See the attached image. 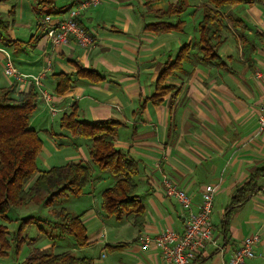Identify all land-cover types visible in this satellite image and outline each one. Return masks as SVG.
Returning a JSON list of instances; mask_svg holds the SVG:
<instances>
[{"label": "crops", "instance_id": "1", "mask_svg": "<svg viewBox=\"0 0 264 264\" xmlns=\"http://www.w3.org/2000/svg\"><path fill=\"white\" fill-rule=\"evenodd\" d=\"M79 1L70 0V5L64 6L62 0H54L53 5L58 8L45 14L42 10L46 5L38 6L37 0H10L1 4L0 13L8 22L5 34L8 42L0 40V50L11 57L23 74L39 75L47 71L43 87L53 96L57 112L50 111L41 95L38 105L42 102L44 111L48 110L54 119L60 117L58 123L47 122L48 125H61L63 115L75 106L79 119L88 123L106 120L122 123L116 148L139 161V175L134 182L146 213L140 231L133 225L132 216L117 220L106 217L101 205L99 209L90 208L80 214L84 215L88 245L78 248L72 243L71 249L64 252L90 259L92 264H170L159 249L143 251L140 242L146 235L156 237L165 231L182 233L185 229L186 211L175 199L167 197L162 186L163 176L168 175L192 196L194 213L200 210L205 187L217 188L212 223L220 248L211 246L198 256L196 264L227 263L243 240L255 234H259L260 242L255 258L246 264H264L263 179L259 181L262 188L236 210L228 230L223 225L236 191L258 169H264V132H259V114L264 108V0L228 9L227 13H234L245 27L237 31L232 28V34L225 36L220 50L224 66H204L192 57L167 82L179 87L178 93L165 96L160 106L148 102L142 113L139 109L143 100L154 94L166 64L173 62L185 45L198 40L196 31L204 3L198 7L200 18L194 24L183 20L184 17L178 18L187 25L179 32L182 37L174 41L176 31L157 34L146 30V25L157 19L148 13L145 0H97L98 6L80 18L94 45L84 50L72 41L67 46L54 47L46 35L44 17L56 15ZM150 15L156 20H150ZM5 62V54L0 52V94L13 87L11 96L16 98L28 85L7 77ZM78 64L96 72L98 80L80 76ZM61 73L71 75L73 81L64 95L56 91L55 76ZM41 114L35 116L36 120ZM57 130L44 132L50 140L58 138L53 146L58 150L73 146V154L61 159L62 166L82 162L91 168L94 181L84 195L93 199L95 206L96 194L104 184H109L110 174L96 171L90 160L88 140L76 144L68 131L59 127ZM64 138L67 140L63 141ZM44 149L45 143L40 154L45 170L39 168L40 159L37 162L41 171L56 167ZM124 220L132 224L131 232L124 233L118 227ZM42 233L46 236L44 230ZM52 240L44 242L41 248H37L34 240L35 249L53 251L57 245Z\"/></svg>", "mask_w": 264, "mask_h": 264}, {"label": "trees", "instance_id": "2", "mask_svg": "<svg viewBox=\"0 0 264 264\" xmlns=\"http://www.w3.org/2000/svg\"><path fill=\"white\" fill-rule=\"evenodd\" d=\"M8 1L10 0H0V5ZM160 1L145 0L144 6L148 13L157 19L156 22L146 25V30L157 34L182 32L187 24L178 18L187 9L186 0H177L166 9H153ZM253 3L254 0H208V3L202 6V18L197 25L198 40L185 45L175 61L166 64L156 82L154 94L143 100L140 113L146 109L148 102L160 106L165 96L178 93L179 87L167 82L176 72H181L183 63L189 62L192 57L197 58L198 63L204 66H224L220 50L226 42L225 36L232 34V28L237 31L242 26L245 27L240 18L227 11L238 4ZM37 4L40 7L53 5L54 0H37ZM70 8L56 15L65 13ZM7 30L8 22L0 13V40L3 42H8L5 36ZM77 66L80 76L98 80L96 72L86 70L79 64ZM55 79L59 95H64L73 85L71 75L61 73L56 75ZM13 93L14 88L10 87L0 94V218L4 219H8L7 215L11 210L29 204L52 206L55 201L64 197H81L94 181L91 168L82 162H71L47 171L38 168V157L43 152L44 141L40 132L30 127V122L38 107L40 94L34 85L19 92L16 98L11 96ZM60 122L61 129L68 131L72 138L90 142L89 154L92 162L99 170L108 172L114 180L113 185L101 193L103 214L117 220L132 216L133 225L141 231L146 211L138 195V186L134 182L135 177L139 175V161L116 148L122 123L113 120L88 123L80 120L77 106L69 113H65ZM262 179L264 180V169H258L250 180L236 191L225 212L224 228L228 230L236 210L262 188L259 186ZM52 214L56 218L54 225L62 233L72 236L78 248L88 245L87 229L83 223L84 215L69 213L65 208L54 209ZM34 222V218L20 221V228L13 239L17 250L24 243L34 242L24 234L26 227ZM10 239L8 228L0 226L1 256L8 255L11 249ZM22 264H92V262L87 258L76 257L71 251L54 254L52 251L36 250Z\"/></svg>", "mask_w": 264, "mask_h": 264}, {"label": "built area", "instance_id": "3", "mask_svg": "<svg viewBox=\"0 0 264 264\" xmlns=\"http://www.w3.org/2000/svg\"><path fill=\"white\" fill-rule=\"evenodd\" d=\"M98 4L97 0H81L75 5V8H70L62 13L63 15H46L43 24L52 45L60 48L73 41L81 49H90L94 45V40L92 35L81 26L80 18L89 9L97 7ZM0 52L5 54L4 71L7 77L14 79L20 85H34L41 98L49 105L50 111L56 113L53 96L43 87V79L46 77L47 71L39 75L23 74L15 67L11 57L5 51L0 50ZM259 132H264V108L259 114ZM162 186L167 197L175 199L186 211L185 229L182 233L165 231L156 237L146 235L140 239L142 250L147 251L153 247L159 249L162 258L170 264H196L198 256L202 252L211 246L220 248L214 237L212 223L217 188L211 185L205 187L200 210L194 213L192 211V196L181 189L170 176H163ZM259 242V234L244 239L232 258L225 264H246L247 260L255 258V249Z\"/></svg>", "mask_w": 264, "mask_h": 264}, {"label": "rangeland", "instance_id": "4", "mask_svg": "<svg viewBox=\"0 0 264 264\" xmlns=\"http://www.w3.org/2000/svg\"><path fill=\"white\" fill-rule=\"evenodd\" d=\"M177 0H161L160 3H156L155 6H153V9H166L167 6L170 3H175ZM64 2V6L70 5V0H62ZM187 2V9L181 17H184L183 20L192 22V24L195 23L196 18H200V10L199 6H201V3L204 4L207 3V0H186ZM59 6V5H58ZM63 6V7H64ZM75 8V5L71 8ZM58 7L55 5H46L44 9L42 10V14H45L47 12L53 13ZM70 8V7H69ZM45 16V15H44ZM149 19L156 20L153 16L150 15ZM157 21V20H156ZM192 26H189V29ZM197 32V31H196ZM173 39L179 40L182 36L181 33L178 31L173 33ZM175 61V60H174ZM173 61V62H174ZM43 103L40 102L38 105V108L34 112L31 121L33 122V128L35 130H40L43 133L41 134V137L46 145V149H44L45 153L48 155L49 160L51 161L53 166H62L61 159L67 155L72 153L73 146H68L64 149L58 150L53 146L54 139H58L55 137L53 140H50L49 137L46 136L44 133L45 130L52 131V128L55 129L56 132L57 128L61 129V125H48L52 124L53 122L58 123L59 118H53L48 110L44 111ZM41 117L36 120V115L41 113ZM55 120V121H54ZM54 124V123H53ZM62 130V129H61ZM69 134V133H68ZM71 138V136H70ZM63 141L67 140L66 138L62 139ZM74 143H82L83 141H86L85 139H75L71 138ZM53 141V142H52ZM61 142V141H60ZM39 164L42 170H45L44 166L42 165L44 159L38 157ZM91 160V159H90ZM92 162V160H91ZM66 164V163H65ZM92 164L95 166V164L92 162ZM96 171L102 172L104 174H108V172H103L99 170L98 168H95ZM110 181L109 184H104L103 189H100L97 194V203H95V206L93 205V199H91L89 196H85L84 194L81 197H64L61 198L58 201H55L52 206H46L44 204H29L27 206L20 207L18 209H13L8 213V219L0 218V226H6L11 234V249L8 251L7 256H1L0 255V264H22L35 249L36 246L34 245V242H28L24 243L19 250H17L16 244L14 243L13 239L17 233V231L20 228V221L28 218H34L35 222L33 224H30L25 229V235L29 237L31 240L36 241L37 248H41L45 243L51 242V238L53 239L52 244L54 243L57 245L54 250L52 251L54 254H60L64 252L65 250H70L72 243L75 245L74 238L68 234H63L60 229L56 228L53 223L56 222V218L53 216L52 211L54 209L60 210L62 208H66V210L69 213L80 215L81 213L85 212L86 210H89L90 208H98L100 207V201H101V193L106 187L112 186L114 183V180L112 176L110 175ZM88 190V189H87ZM115 221V220H112ZM118 227H122L124 233L131 232L132 231V224L130 222H127L124 220L122 224H118ZM45 231L46 236L42 233V231ZM63 234V235H62ZM129 235V234H128ZM53 244V245H54Z\"/></svg>", "mask_w": 264, "mask_h": 264}]
</instances>
